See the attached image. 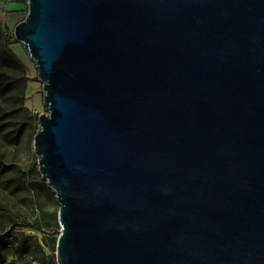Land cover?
Instances as JSON below:
<instances>
[{
	"label": "water",
	"instance_id": "obj_1",
	"mask_svg": "<svg viewBox=\"0 0 264 264\" xmlns=\"http://www.w3.org/2000/svg\"><path fill=\"white\" fill-rule=\"evenodd\" d=\"M28 3L58 263L264 264V0Z\"/></svg>",
	"mask_w": 264,
	"mask_h": 264
},
{
	"label": "rangeland",
	"instance_id": "obj_2",
	"mask_svg": "<svg viewBox=\"0 0 264 264\" xmlns=\"http://www.w3.org/2000/svg\"><path fill=\"white\" fill-rule=\"evenodd\" d=\"M12 1L0 0V19L4 38L26 67V76L12 66L1 78L11 86L6 92L0 89V166L6 164L11 169L0 173V262L59 264L56 251L43 241L44 235H57L59 230L32 225L40 210L59 212L60 203L39 171L34 147L37 114L47 113L43 82L36 62L15 35L17 24L28 14L29 3L17 0L18 4L12 5ZM3 46L0 41V50ZM22 215L28 218L27 225L18 222Z\"/></svg>",
	"mask_w": 264,
	"mask_h": 264
},
{
	"label": "trees",
	"instance_id": "obj_3",
	"mask_svg": "<svg viewBox=\"0 0 264 264\" xmlns=\"http://www.w3.org/2000/svg\"><path fill=\"white\" fill-rule=\"evenodd\" d=\"M0 41H3L4 44L3 49L0 50V89L1 91L6 92L10 88L11 84L9 82H1V78L2 76L5 75L7 69L12 66H16L21 70L23 75L26 76V67L16 56L14 51L9 48L10 42L6 41L4 38L1 19H0ZM26 109L27 111H30L29 108ZM37 115L39 116V114ZM33 117H35V115H33ZM10 169L11 168L9 165L2 164L0 166V173H5L7 171H10ZM17 220L18 222H21L26 225L27 223H29L28 218L25 215L18 217ZM32 225L40 230H43L44 228H53L59 230V233L57 235L47 234L44 235L43 237L44 245L50 248L51 250L56 251L58 236L60 234V228H61L58 219V212H50V211H46L45 209H42L40 210L39 215L34 218V222Z\"/></svg>",
	"mask_w": 264,
	"mask_h": 264
},
{
	"label": "crops",
	"instance_id": "obj_4",
	"mask_svg": "<svg viewBox=\"0 0 264 264\" xmlns=\"http://www.w3.org/2000/svg\"><path fill=\"white\" fill-rule=\"evenodd\" d=\"M11 4H12V5H17L18 2H17V0H13V1L11 2Z\"/></svg>",
	"mask_w": 264,
	"mask_h": 264
}]
</instances>
